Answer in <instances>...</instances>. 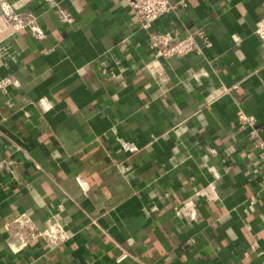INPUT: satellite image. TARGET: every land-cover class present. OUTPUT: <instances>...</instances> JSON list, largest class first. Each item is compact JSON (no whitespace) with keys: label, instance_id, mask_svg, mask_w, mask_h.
I'll return each mask as SVG.
<instances>
[{"label":"crops","instance_id":"crops-1","mask_svg":"<svg viewBox=\"0 0 264 264\" xmlns=\"http://www.w3.org/2000/svg\"><path fill=\"white\" fill-rule=\"evenodd\" d=\"M5 1L46 37L1 45L0 264H264V163L236 116L264 143V0H169L151 31L127 0H52L70 24ZM150 32L200 52L153 61ZM195 201L194 222L176 215ZM21 214L66 238L30 241Z\"/></svg>","mask_w":264,"mask_h":264},{"label":"built area","instance_id":"built-area-1","mask_svg":"<svg viewBox=\"0 0 264 264\" xmlns=\"http://www.w3.org/2000/svg\"><path fill=\"white\" fill-rule=\"evenodd\" d=\"M32 0L26 1L28 4ZM52 7L54 13L63 24H70L73 22V17L60 3L52 0H44ZM131 11L136 15L139 26L143 30L151 31L153 24L161 17L174 13L177 5L171 3L169 0H127ZM25 3V4H27ZM20 32L27 33L32 39L42 41L46 37V32L38 23L37 15L30 9H24V5L17 2H7L0 0V67L7 65L8 60L14 61L13 57H7L2 50V43L8 37H13ZM256 35L260 38L264 48V18L258 25ZM149 48L153 54V61L168 60L175 56H183L191 52H200V49L191 35H187L183 39H175L168 34L159 32H150ZM9 84H16L10 79L0 80V89L3 90ZM224 89L221 93H225ZM237 123L239 124V131L242 128H249L248 139L254 143V147L260 149V158L264 163V143L259 140L261 127L255 116L246 115L241 109L237 110ZM261 191L264 192V183L261 185ZM206 195L204 192L197 193L196 197L202 198ZM248 205L253 206L256 199L251 197L247 201ZM195 202H190L189 205L182 206L176 209V215L181 216L188 222L196 220ZM14 223L19 226L20 232L25 234L30 241L38 238L46 240L49 245L55 241H62L66 238L65 233L59 226L48 227L42 231L38 230L31 220L25 215L21 214L15 218ZM17 237L8 241L9 249L16 253L22 250L26 245V239ZM123 257V256H122ZM121 259V258H120Z\"/></svg>","mask_w":264,"mask_h":264}]
</instances>
